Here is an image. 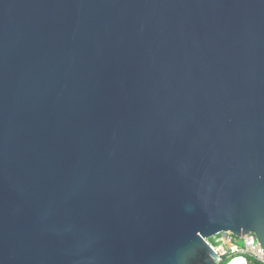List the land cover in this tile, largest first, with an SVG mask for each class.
I'll use <instances>...</instances> for the list:
<instances>
[{
	"label": "water",
	"instance_id": "obj_1",
	"mask_svg": "<svg viewBox=\"0 0 264 264\" xmlns=\"http://www.w3.org/2000/svg\"><path fill=\"white\" fill-rule=\"evenodd\" d=\"M264 251V0H0V264H215Z\"/></svg>",
	"mask_w": 264,
	"mask_h": 264
},
{
	"label": "built area",
	"instance_id": "obj_2",
	"mask_svg": "<svg viewBox=\"0 0 264 264\" xmlns=\"http://www.w3.org/2000/svg\"><path fill=\"white\" fill-rule=\"evenodd\" d=\"M214 244L205 239L207 245L217 255L215 264H264V251L253 234L239 238L232 234L218 233L212 237ZM241 240L243 247H238Z\"/></svg>",
	"mask_w": 264,
	"mask_h": 264
},
{
	"label": "rangeland",
	"instance_id": "obj_3",
	"mask_svg": "<svg viewBox=\"0 0 264 264\" xmlns=\"http://www.w3.org/2000/svg\"><path fill=\"white\" fill-rule=\"evenodd\" d=\"M209 242L211 244H214V239L213 238H209ZM238 247L239 248H242L243 247V244H242L241 240H238Z\"/></svg>",
	"mask_w": 264,
	"mask_h": 264
}]
</instances>
